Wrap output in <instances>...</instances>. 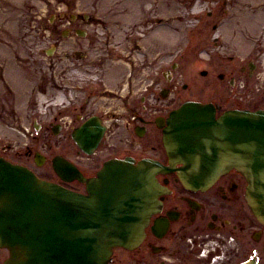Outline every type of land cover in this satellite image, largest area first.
Here are the masks:
<instances>
[{
  "label": "flooded vegetation",
  "instance_id": "flooded-vegetation-1",
  "mask_svg": "<svg viewBox=\"0 0 264 264\" xmlns=\"http://www.w3.org/2000/svg\"><path fill=\"white\" fill-rule=\"evenodd\" d=\"M262 2L259 9L238 10L237 14H230L220 25H226L225 33L218 30V23H213L210 26L212 33L209 38L202 37L205 39L204 42H210L209 45L200 48L199 41L194 45L193 42H188L178 55V62H184L189 51L194 49L192 52L194 61L209 64V68H204L198 73L201 78L208 79L201 87L203 93L201 99L193 96L194 90L188 91V84H180V89H177L174 86L176 83L166 77L167 86L160 89L158 95L163 99L172 97L174 102L170 104L163 100L154 102L153 98L148 101L146 93L150 89L146 88L138 103H134L130 100L132 92L130 88L110 90L101 87L104 84L98 83L103 81V77L100 76L106 75L103 69L97 74L96 82H89L87 88L79 87V91L85 92L87 97L78 108L79 114L73 115L66 122L69 139L76 150H70L67 157L61 154L56 156L59 155L68 161L85 178L95 177L103 166L112 160L129 161L133 166L147 163L153 167L147 170L152 175L153 184L147 190L149 218L143 239L134 248L114 249L107 264H264V224L257 220L248 207L247 182L242 174L230 169L210 185H184L177 174L169 169V161L162 144V131L168 116L185 101L213 105L216 117L228 110H264L262 107L249 108L248 99L241 91L247 86V81L258 74L257 62L262 53L258 56L255 54L249 56L252 53L242 55L241 49L247 44L258 49L264 45V25L263 31L260 29L257 34L254 33L257 17L264 16V1ZM218 12L220 14L218 16H222L228 11L220 9ZM194 15L212 17L211 11L206 10L197 11ZM63 17L72 40L75 38L86 40L85 56H78L79 54L75 53V60H84L90 50L97 53L100 51L103 55L107 53L110 58H115L108 46L110 40L118 33V37L123 41H117L115 44L118 47L117 51H120L124 44L131 43V50L124 59L134 67L136 51L151 56V53L144 49L145 46L143 50H140V45L138 46L140 40L143 43L148 39L145 37L146 29L154 27V33L161 30L159 26H129L120 36V29L124 27H112L117 31L113 30L109 26L97 24L98 20L93 16L78 14L73 18ZM155 21L160 22L157 19ZM79 23L81 28L77 26ZM207 26L208 23L205 28ZM138 29L142 31L139 37L136 36L140 33ZM99 31L104 33L102 39L97 35ZM196 33L200 37L203 36L200 31ZM211 48L218 51L212 52ZM93 57L91 59L96 60L99 66L105 62L101 60L100 55ZM175 65L179 67V64L173 63L170 69ZM129 79H131L129 83L131 81L134 83L137 76H130ZM90 84L100 86V90L93 91ZM217 84L224 85L225 94L219 93L220 102L215 100ZM120 85L119 82L113 84L116 87ZM190 85L193 88V85ZM196 90L199 93L198 86ZM183 91L188 97L184 96ZM190 93L191 95H188ZM100 96L105 100L109 98L108 103L98 105L95 110L92 106L88 109L89 100L95 98L96 103ZM92 123L98 126L99 140L93 152L87 154L77 147L73 134ZM51 125L53 134L57 135L61 126ZM180 167L178 164L175 165L176 169ZM49 181L71 191L85 193V186L82 183L77 180L63 182L53 171L52 179ZM7 258V250L0 248V264H4Z\"/></svg>",
  "mask_w": 264,
  "mask_h": 264
},
{
  "label": "rangeland",
  "instance_id": "rangeland-1",
  "mask_svg": "<svg viewBox=\"0 0 264 264\" xmlns=\"http://www.w3.org/2000/svg\"><path fill=\"white\" fill-rule=\"evenodd\" d=\"M262 1L264 0H0V137H2L0 157L29 168L39 178L52 179L50 160L57 154L67 157L70 150H76L69 139L66 122L73 115L79 114L78 108L87 97L85 92L79 91V87L87 88L89 82L97 80L94 68L87 70L88 72L82 71L84 78L77 81L68 77L66 67L71 68L77 63L86 64L95 55H100L101 60L105 61L100 66L106 73L100 76L103 77V81L98 83L104 84L101 87L110 90L130 88L132 91L130 100L134 103H138L146 88L150 89L146 93L148 101L153 98L154 102L159 100L168 104L174 102L172 97L163 99L158 95L159 90L167 86L166 77L176 83L174 86L177 89H180V84H188V91L194 90V97L203 98L201 87L208 79L201 78L198 73L204 68H209V64L194 61L192 53L194 49L189 51L184 62H178V55L188 42H193L194 45L199 41L200 48L206 47L210 42H204L205 39L202 37L209 38L212 33L210 26L213 23H218V30L225 33L226 25H220L230 14H237L238 10L259 9ZM194 7L197 11H211L212 17L195 16ZM220 9L227 10V14L218 16ZM78 14L93 16L98 20L97 24L109 26L113 30L116 29L112 27H124L120 29V36L129 26H159L161 30L154 33V27L150 31L146 29L145 37L150 36L151 40L143 43L140 40L138 46L142 47L140 50L145 46L144 49L150 52L151 56L136 51L134 67L127 63L124 57L122 58L131 50V43L124 44L120 51H117L118 47L115 44L117 41H123L118 37V33L110 40L108 46L115 58H110L107 53L103 55L99 50L98 53L90 50L84 60H75V53L79 54L78 56H85L86 40L82 38L72 40L63 16L73 18ZM155 19L160 22H156ZM207 23L208 26L205 28ZM263 25L264 16H258L254 33L257 34L260 29L263 31ZM77 26L82 27L80 23ZM138 30L140 33L136 34L137 37L142 34V31ZM197 31L203 36H198ZM103 34L100 31L97 33L100 39ZM250 45L247 44L241 49L242 55L244 53H252L249 56L254 54L258 56L259 53L262 55L257 62L258 74L249 79L247 86L241 91L248 99L249 108H264V45L259 49L251 48ZM211 51L216 53L218 50L211 48ZM117 55L120 58H117ZM173 63L179 64V67L175 65L170 69ZM8 65L16 69L7 71ZM130 76H137V80L129 83ZM4 80L8 84L12 80L19 82V86L16 85L19 88V99L15 100L17 96L6 93L3 88ZM79 82L80 85H77ZM116 82L121 83L120 87L113 86ZM58 83L70 87L69 98H65L62 106L48 108L42 114H36L38 94L44 95L49 102L53 101L55 92L59 91ZM195 85L199 87V93ZM91 86L93 91L100 90V86ZM219 93L225 94L224 85H216L215 100L218 102L221 95ZM121 94L124 95L123 92ZM183 94L188 97L184 91ZM107 99L100 96L96 103L95 98L90 99L87 108L92 106L95 110L98 105H106ZM81 114L83 115L82 112ZM51 124L61 126L57 135L53 134ZM10 134H18L19 144L14 145L10 138L13 136ZM35 153L45 159L40 167L34 164Z\"/></svg>",
  "mask_w": 264,
  "mask_h": 264
},
{
  "label": "water",
  "instance_id": "water-1",
  "mask_svg": "<svg viewBox=\"0 0 264 264\" xmlns=\"http://www.w3.org/2000/svg\"><path fill=\"white\" fill-rule=\"evenodd\" d=\"M73 139L90 153L99 140L97 124L78 129ZM162 142L169 169L185 185H210L230 169L241 173L248 207L264 224V110H230L216 118L213 105L187 101L167 118ZM34 162L40 167L44 158L35 154ZM51 163L62 180L83 183L85 194L0 158V248L9 253L4 264H107L114 248L141 242L151 164L114 160L86 179L60 156Z\"/></svg>",
  "mask_w": 264,
  "mask_h": 264
},
{
  "label": "bare ground",
  "instance_id": "bare-ground-1",
  "mask_svg": "<svg viewBox=\"0 0 264 264\" xmlns=\"http://www.w3.org/2000/svg\"><path fill=\"white\" fill-rule=\"evenodd\" d=\"M194 11L196 13V11H197V8L196 7H194ZM149 30H151V29H149ZM159 30H157V31H159ZM148 39H150V36L148 37ZM119 55H120V53H119ZM123 57H126V56L124 55V56H122V58ZM66 68H68V70H67L68 77L70 79L71 78H75V79H77V81L83 80L82 78H84V76L82 75V71L88 72L87 70H91L93 68L95 69L94 73H97L98 74V72H101L102 71V68L99 65H97V61L96 60H91V61H89L86 64H79V63H77L76 65L71 66V68H70V66H67ZM9 69L15 70L16 68L13 67V66H11V65L9 67V65H8L6 70L8 71ZM89 72H91V71H89ZM16 85L19 86V82H16V81H13L12 80L8 84V82L6 83L5 80L3 81V88L6 90V93L9 92L11 95L17 96L15 98V100L16 99H19V88ZM57 85H58L57 89L59 91L58 92H55L54 100L51 101V102L47 101V98L46 97H43L44 95L38 94L37 101H36L37 105H36V110H35L36 114H42L48 108L59 107V106H62L64 104L65 98L68 97V95L70 94V87L67 84H63V83H58ZM77 85H80V84H77ZM14 86H16V87H14ZM73 89H74V87H72V90ZM11 135L13 137H10V138L13 141L14 145L15 144H19V136H18V134H16V135L10 134V136ZM0 140H2V137H0Z\"/></svg>",
  "mask_w": 264,
  "mask_h": 264
}]
</instances>
